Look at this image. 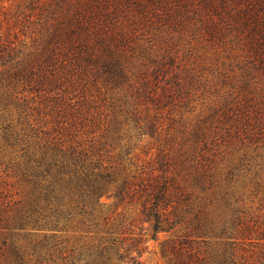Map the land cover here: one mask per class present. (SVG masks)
Instances as JSON below:
<instances>
[{"label":"trees","instance_id":"16d2710c","mask_svg":"<svg viewBox=\"0 0 264 264\" xmlns=\"http://www.w3.org/2000/svg\"><path fill=\"white\" fill-rule=\"evenodd\" d=\"M187 20L264 76V0H52L31 45L0 25V153L24 189L14 201L0 194V264H138L162 232L181 233L162 244L169 264H264V222L239 192L264 170L256 148L214 170L199 119L183 126L176 157L160 151L155 166L132 156L134 140L160 128L142 106L185 87L164 79L176 56L145 36ZM223 116L215 132L240 138L243 122Z\"/></svg>","mask_w":264,"mask_h":264},{"label":"rangeland","instance_id":"374dc122","mask_svg":"<svg viewBox=\"0 0 264 264\" xmlns=\"http://www.w3.org/2000/svg\"><path fill=\"white\" fill-rule=\"evenodd\" d=\"M30 3L34 6L26 10L28 16H20L23 24L15 27L13 24L18 18L17 12H24ZM51 4L52 0H0L1 30L12 25V34L31 45L39 37L35 24L47 14ZM198 26L199 23L187 20L180 23L167 21L163 26H154V29L149 27L145 37L146 41L154 40L155 37L153 50L169 52L177 58L173 70L164 75V79H174L173 76L177 74L176 80L185 84V87L179 88L171 83L173 91L165 99V103L155 109L149 102L142 106L149 107L157 115L160 128L154 137L144 135L135 139L132 156L134 160L139 159L138 164L155 166H158L160 151L164 155L169 153L176 157L183 126L187 123L191 129L199 119H203L206 126L211 128V149L205 154L214 161V170L226 168L228 164L238 160L246 149L256 148V153L261 155L260 162L264 163V76L245 72L240 60L241 52L237 48L231 49L223 45L222 41H214ZM247 110L258 113L249 114ZM224 114V121H228L231 116L233 120L229 123H234L235 118L243 122L240 138L223 137L225 130L222 129L215 132V126L218 125V120L224 119ZM11 165L9 158L0 153V194L14 201L22 198L24 189L13 176ZM253 178L254 175L247 177L242 185L239 184V192L244 196V205L241 203L240 206L244 207L247 216L264 222V170L261 177H258L259 182L252 180ZM177 179L181 185L188 186L191 190V181L187 180L185 173H181ZM198 193L202 194L199 190ZM102 201L111 204L113 199L105 195ZM206 203V210L211 209L209 200ZM177 234L181 233L162 232L156 240H149L148 250L139 258L138 264H169L162 254V244L175 239ZM252 241L255 242V239ZM248 242L251 241L248 240L247 244ZM254 242L248 248L256 250Z\"/></svg>","mask_w":264,"mask_h":264}]
</instances>
